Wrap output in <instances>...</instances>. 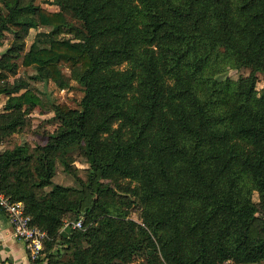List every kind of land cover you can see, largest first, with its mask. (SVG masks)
I'll list each match as a JSON object with an SVG mask.
<instances>
[{
  "label": "trees",
  "instance_id": "16d2710c",
  "mask_svg": "<svg viewBox=\"0 0 264 264\" xmlns=\"http://www.w3.org/2000/svg\"><path fill=\"white\" fill-rule=\"evenodd\" d=\"M49 2L59 10L0 0V37L17 38L0 54V94L24 88L0 111V139L41 102L26 81L6 82L28 28L58 31L63 10L83 23L77 40L48 37L21 55L33 78L59 87L69 77L60 67L70 69L77 106L52 105L58 130L34 152L0 151V191L45 230L47 263L123 264L143 247L145 264H264V89L254 87L257 72L264 81V0ZM81 140L85 178L53 183L55 157L70 168L64 153ZM102 179L134 196L141 224ZM60 214L82 217L83 227L61 235ZM56 238L71 247L60 262L50 258Z\"/></svg>",
  "mask_w": 264,
  "mask_h": 264
},
{
  "label": "rangeland",
  "instance_id": "374dc122",
  "mask_svg": "<svg viewBox=\"0 0 264 264\" xmlns=\"http://www.w3.org/2000/svg\"><path fill=\"white\" fill-rule=\"evenodd\" d=\"M22 2L31 1L34 4L45 7L48 10H59V5L56 3L49 2L48 0H21ZM2 11L4 9H1ZM25 14V13H22ZM64 18V25L59 28L58 31L52 33L50 32L51 26L38 24L35 27H30L27 30L26 35L23 36L22 40L24 42L22 50H20L17 57H11L10 61L16 62V71L14 74H8L6 78L7 83H12L13 79H21L26 81L25 88H30L34 93H36L41 102L35 104L33 107L28 109L25 114L22 115V123L18 126V129L9 133L6 136H3L0 139V151L4 149H14L16 155H24L28 151L34 152L36 145H40L46 142L47 138L51 135H54L58 130V119L53 116L52 105L58 101H64L70 107L77 106V101L81 96V88L79 84L70 76V69L65 66H61L62 72L68 77L67 85L64 87H59L57 84L49 79L43 77L33 78L32 75L36 74L37 70L32 65H23L21 63V55L28 48H35L42 45H45L46 42L44 39L48 37L55 38H67L69 40L75 41L76 35L74 29H82V21L72 16L67 11H62ZM47 33V34H44ZM17 40L10 31L4 30L3 35L0 37V54L7 47L11 45L13 41ZM124 63L120 64V67ZM248 73V68L240 69H228L225 73L231 79L237 78L239 75H246ZM256 82L255 89L256 93H260L264 89V81L259 72L256 73ZM24 88H21L18 92L13 94H0V111H3L4 107L9 105L14 101V95L21 92ZM87 150L85 146V141L81 140L79 143L71 148L69 151L64 153V160L69 165L70 168H65V165L60 160L58 156L54 159V171L51 176V181L53 183H59L63 185H71L73 187H78L76 176L85 178L86 172L89 168L88 163L86 162ZM31 165V163H29ZM73 173L75 175H73ZM103 183L109 184L116 189V195L113 198H125L126 204L122 207L126 210V216L136 223L141 224L140 218V204L134 201V196H131L129 193H124L116 188L114 184V179H102ZM117 182L120 184H127V179L117 178ZM133 182H130V185H133ZM49 185L44 186L43 191L48 190ZM38 191V190H37ZM3 193V192H2ZM4 194V193H3ZM5 195V194H4ZM253 200H256V192L252 193ZM133 200V201H132ZM59 220L61 221L59 227V233L63 232L61 235L68 234L71 228H74L70 225V222L67 226L63 223L64 221H76L73 219V216L69 214H60ZM82 218V217H81ZM80 218V219H81ZM91 224L88 222L87 225ZM65 229L62 230V228ZM81 227L82 221H81ZM76 228V227H75ZM68 243L63 242L61 239L56 238V241L53 242L50 246L52 254L50 258L54 260L62 261L67 257L68 252L71 247L67 246ZM80 246H85L86 243L82 240L79 241ZM147 249L141 247V251L132 256L129 260L123 262V264H145ZM120 262V261H118ZM122 263V262H121Z\"/></svg>",
  "mask_w": 264,
  "mask_h": 264
},
{
  "label": "built area",
  "instance_id": "2783aa9c",
  "mask_svg": "<svg viewBox=\"0 0 264 264\" xmlns=\"http://www.w3.org/2000/svg\"><path fill=\"white\" fill-rule=\"evenodd\" d=\"M0 209L8 219L13 235L23 242V245L31 259L43 254L42 241L47 237L44 229L30 224V217L24 210V203L21 200H10L0 191ZM70 222L72 227H81V219L76 221H64L67 226Z\"/></svg>",
  "mask_w": 264,
  "mask_h": 264
},
{
  "label": "crops",
  "instance_id": "0c3cea01",
  "mask_svg": "<svg viewBox=\"0 0 264 264\" xmlns=\"http://www.w3.org/2000/svg\"><path fill=\"white\" fill-rule=\"evenodd\" d=\"M63 229H65V227H63L62 230ZM62 233L63 232L61 231V234ZM0 264H48L47 257H45L44 254H41V256L34 259H31L28 256L23 242L13 235L11 225L1 209Z\"/></svg>",
  "mask_w": 264,
  "mask_h": 264
}]
</instances>
